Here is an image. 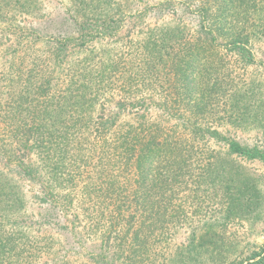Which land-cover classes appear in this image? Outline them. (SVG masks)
Returning a JSON list of instances; mask_svg holds the SVG:
<instances>
[{
  "label": "trees",
  "instance_id": "trees-1",
  "mask_svg": "<svg viewBox=\"0 0 264 264\" xmlns=\"http://www.w3.org/2000/svg\"><path fill=\"white\" fill-rule=\"evenodd\" d=\"M109 1L73 0L77 34L15 26L37 39L0 50V264H169L181 228L196 236L240 200L233 167L264 165L263 134L251 145L228 129L264 127L248 76L257 32L237 0H207L175 43L72 59L117 36ZM14 2L0 0V16ZM212 54L229 57L225 70ZM30 203L38 213L21 225ZM233 264H264V244Z\"/></svg>",
  "mask_w": 264,
  "mask_h": 264
},
{
  "label": "rangeland",
  "instance_id": "rangeland-1",
  "mask_svg": "<svg viewBox=\"0 0 264 264\" xmlns=\"http://www.w3.org/2000/svg\"><path fill=\"white\" fill-rule=\"evenodd\" d=\"M25 1L14 2V7L7 6L2 11L5 14L0 16L2 52L5 47L15 44L18 40L24 43L28 38L37 39V36L31 32H26L20 38L14 37L15 26L39 30L44 35L59 31L77 34L76 26L73 25L82 13L80 10L82 5L79 2L30 0L29 4L32 8L37 4L39 11L35 14H26ZM247 2L249 4L244 0H237L235 9H240L248 18L252 16L249 26L253 32H257V35L252 40L255 61L248 66V76L256 90L264 93V0H247ZM206 3L207 0H111L109 3H103V16L119 14L117 17L122 18L118 24L117 36L97 46H94V43H87L89 50L86 54L85 51L80 54L74 52L71 53V57L78 61L87 56L97 57L109 51L118 52L125 46L136 49L143 43L150 44L152 41L161 43L163 38L168 39L163 40L164 45L175 43L178 39L182 40V36H188L194 29L200 27L202 17L199 13L207 6ZM77 5H80V8ZM256 7L262 9L260 14L257 13L254 17ZM10 26L12 30L7 29ZM75 43L73 45L77 47ZM209 59V65L213 64L217 69L221 66L220 72L228 66L229 57H224V61L221 62L223 58L212 54ZM228 129L233 136L248 144H262L264 127L247 126L241 130ZM222 160H227L226 163L229 165V157L222 156ZM3 166L4 164L0 162V167ZM232 173L235 178L242 179V183L234 185L242 191L240 200L235 205L231 204L227 214L213 213L198 229L196 236L191 235L189 229L181 228L176 234L175 244L172 247L176 255L169 264H233L241 261L251 250L258 249L264 244V165L258 161L244 160L240 166L233 167ZM228 188L232 190V187ZM197 201L198 199H195V203ZM27 212L22 215L21 210L13 217L14 220L22 225V218L31 217L30 222H33L35 220L33 216L38 213L35 203L28 204ZM18 230H22V227ZM179 251L182 254H178ZM4 264H22V261L8 259Z\"/></svg>",
  "mask_w": 264,
  "mask_h": 264
}]
</instances>
